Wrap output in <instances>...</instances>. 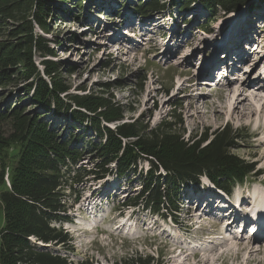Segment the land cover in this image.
Wrapping results in <instances>:
<instances>
[{
    "label": "rangeland",
    "instance_id": "1",
    "mask_svg": "<svg viewBox=\"0 0 264 264\" xmlns=\"http://www.w3.org/2000/svg\"><path fill=\"white\" fill-rule=\"evenodd\" d=\"M41 1L48 8L44 19L48 29L42 32L36 26L34 33L46 39L48 46L53 50L54 55L48 56L47 60L59 64L60 77L67 86H70L68 95H96L114 106H119L124 113V121L118 124L137 123L141 127L154 129L164 124L179 123L176 129L179 128L183 133V140L189 144L197 141L198 137L204 133L211 136L227 124L242 138L237 142V147L233 149L232 154L245 162L253 163L255 165L253 173L257 170L262 172V175L257 178H248L238 186L237 190L243 193L245 189H249L252 180L264 181V118L257 120L254 117L251 121L244 122L234 118V121H230L227 117L228 111L224 110L227 113L225 114L219 107L215 108V111L210 108L212 105L218 106L224 99L227 104L231 102L233 94L227 97L222 89L224 90L227 84L233 88L240 87L239 75H242L244 80L260 79L264 83V26L262 25L264 23V1L252 0L237 13L228 15L220 13L212 25H207L206 22L213 16L202 10L197 3L182 12L169 7L162 14L149 17L151 20L147 22H152L151 26L140 28L137 27V21L126 14L130 3L122 4L120 0H80L82 1L80 5L79 0ZM134 3L135 0L132 1V5ZM119 4H122L121 7ZM126 21L130 22L129 25L133 27L132 30L135 33H138L139 29L144 32L149 31L147 36H143V40L140 39L141 43L125 45L124 41L130 39V36H125ZM17 25L15 22H9L7 30L12 32ZM249 31L260 44V47H256L258 50L254 48L251 51L255 55L248 61L235 65V67L239 65V70H234L230 77L226 76L227 84L223 86L220 84L214 89L206 85L204 78L200 77L202 66H197L199 60H208L214 54V50L218 49L217 46L225 41L226 51L229 53L234 45H240L239 38ZM228 35L230 38L225 40L224 38ZM5 36L7 34L2 33L0 42L7 40ZM120 37L122 39L117 44L116 40ZM126 46L135 55L134 61L133 56L119 52L120 47L128 52ZM220 54L218 53V56ZM212 58L213 60L209 59V64L211 65L212 61L217 62L214 68L219 69L218 62L221 63L224 57L220 56L219 60ZM34 61L37 68L42 69L43 59L35 56ZM178 73L181 75L179 76ZM192 77L195 78L196 84L193 89L188 86L190 83L187 80ZM5 90L6 88H0V110L4 108L11 110L15 104L20 109H24V113L30 117L42 112L39 107L31 105L27 98L18 103L16 101L18 92ZM263 90L259 89L256 93L253 91L256 102H253L255 100L252 99L250 93L243 94L242 98L246 96L255 105L256 103L259 105L262 103L259 98L264 96ZM221 94L225 95L223 100ZM63 99L68 102L67 98L63 97ZM197 99L200 103L201 101L208 102L209 106H205V109L198 104L199 113H205V115L202 114V118L208 117L207 125L190 116L194 111L189 110V103ZM220 110L222 116L218 120L214 119L217 114H220ZM51 114L49 112L43 121L49 124L50 130H55L59 140H65L69 133L68 129H64L66 124L61 121V118L51 120L49 118ZM113 125L112 127H115ZM2 126L3 129L5 128L7 136L4 137L6 138L12 126L7 123ZM258 127L261 128L259 132H256ZM77 135L84 140L96 139L95 134L87 130L80 131ZM88 156L87 154L81 161V165L85 169H92L96 160L93 156ZM148 168L147 161L139 162L136 174L131 171L127 178H122L123 184L119 188L110 184L115 183L114 178L107 179L108 174H114V170L112 171L109 167L108 171L112 173H105L103 178L98 180L91 176L73 185V189L66 190L68 216L73 222L65 224L63 229L68 231L72 243H70L69 252L61 250L62 255L67 256L73 262L88 259L93 264H119V261L136 254L158 256L163 264H245L246 255L244 254L248 252L247 249L237 247L233 253V245L230 243L227 244L228 246L221 245L224 242L222 239L212 241L206 238L205 233L209 230L206 229L208 226H205L204 222L209 223L213 220L212 217L204 214L203 216H207V219L197 221L203 217L197 216L202 207L200 208L201 205L196 202L197 198L192 199L191 197H196L204 189L214 192L205 181H200L198 186L191 185L183 192L185 196L182 200L188 197L189 202L186 201L185 204L189 206L179 205L178 211L174 212L178 218V228L174 224L169 227V218L163 219L152 215L143 210L140 205L127 206L135 196L140 194L141 182L138 174L144 173ZM5 183L8 186L6 176ZM259 184L263 185L262 182ZM109 188H111L110 191ZM253 189L255 193L259 191V194L255 196L264 198V193L260 192L261 188L260 190L258 187ZM108 192L109 197L107 198ZM251 193H253L252 190ZM240 198H245L247 201L245 204L248 203L249 197L245 194L240 195ZM97 221H103L99 223L102 231H91L92 224ZM215 221H212V226ZM198 225L199 229L196 227ZM229 226L236 227V229L232 230V233L227 231V238L235 237L239 240L243 238L245 242H249L244 238L249 231L248 228H242L238 222ZM159 227L168 230V234L173 233L174 239L170 236H160ZM180 230L186 234L180 235ZM209 232L212 233V231ZM214 232L211 235L215 236L218 228ZM182 237L183 239L184 237L190 238L192 241L199 238L203 246L202 250L193 257L192 255L187 257V253L193 250L190 245L183 242ZM255 239L258 240L259 237L256 236ZM218 242H221V246L217 247ZM253 243L255 245L249 250H254L257 255L255 254L256 257L249 260L248 264H264V238L261 237ZM228 248L232 250L220 254L221 249L224 251Z\"/></svg>",
    "mask_w": 264,
    "mask_h": 264
},
{
    "label": "trees",
    "instance_id": "2",
    "mask_svg": "<svg viewBox=\"0 0 264 264\" xmlns=\"http://www.w3.org/2000/svg\"><path fill=\"white\" fill-rule=\"evenodd\" d=\"M120 1L130 3L128 11L141 18L169 7L186 11L197 3L213 16L206 22L212 25L218 14L237 12L252 0H135L134 5L133 0ZM47 12L40 0H0V36L7 34L0 42V88L18 92V103L27 98L42 110L34 117L15 104L11 110H0V264H93L88 259L73 262L61 253L71 249V238L62 227L70 222L65 192L88 177L99 180L114 170L109 177L127 178L131 171L136 174L139 162L147 161L149 168L138 174L140 194L128 205L140 203L158 213L162 208L176 211L183 186L203 176L228 192L255 174L253 163L232 154L242 138L227 124L189 144L176 129L179 123L154 129L118 124L124 121L119 106L96 95H68L70 86L60 77L59 64L47 60L53 50L34 33L36 26L47 31ZM11 21L18 25L9 32ZM35 56L43 59L40 70ZM49 112L51 120L61 118L66 124L65 140L43 121ZM4 123L12 126L6 138ZM84 130L96 139L77 135ZM87 154L96 160L92 169L81 165ZM119 264L163 263L158 256L136 254Z\"/></svg>",
    "mask_w": 264,
    "mask_h": 264
},
{
    "label": "bare ground",
    "instance_id": "3",
    "mask_svg": "<svg viewBox=\"0 0 264 264\" xmlns=\"http://www.w3.org/2000/svg\"><path fill=\"white\" fill-rule=\"evenodd\" d=\"M149 22V21H148ZM155 25V24H154ZM244 25V24H243ZM154 27V26H153ZM224 27V26H223ZM243 27V26H242ZM222 28V27H221ZM157 29V28H156ZM242 29V28H241ZM240 29V30H241ZM239 30V31H240ZM127 31V29L125 30V32ZM239 33V32H238ZM236 35V34H235ZM230 38V35H228V37L227 38H224L225 40H228ZM117 39H119V38H117ZM117 41V44H119V42H120V39L119 40H116ZM251 42V41H250ZM180 46H182V45H180ZM207 46V45H206ZM127 47V46H126ZM128 48V47H127ZM125 49V48H124ZM118 50H119V52L120 53H122L123 55H130V56H133L132 57V60L134 61L135 60V55L134 54H132V52H130L129 51V48H128V52L127 51H125V50H123V48L122 47H120V48H118ZM214 51H216V50H214ZM247 55L246 54H239V56L238 57H240V61H242V60H248L249 59V56L248 57H246ZM209 59H212L213 60V58L212 57H210ZM187 60V59H186ZM185 60V61H186ZM209 61V60H208ZM182 63V62H181ZM184 63V62H183ZM215 63H217V62H211V64L213 65V66H215L216 64ZM236 69H234V70H239L238 68H239V65L238 66H236L235 67ZM240 68H242V67H240ZM220 69V68H219ZM219 69H217L216 71H219ZM241 70V69H240ZM180 71H182V70H180ZM179 72V71H178ZM241 72V71H240ZM182 73H184L183 71H182ZM179 74V73H178ZM223 74L225 75V72H223ZM181 75V73L179 74V76ZM227 76V75H226ZM226 76H224L225 78H226ZM238 78H240L241 80L239 81V84H241L240 85V87H238V88H233V87H230V85L229 84H227L226 82H225V79L223 80V82L221 83V85L223 86L224 84H227V85H225V89L223 90L222 89V91H224V94L225 95H227V97H228V95L229 94H233V97H232V100H231V102L230 103H225V99H224V97H225V95H223V94H221L222 95V100L224 99V101H221L220 102V106L218 105V106H214V105H212V107H210V108H213V110L215 109V108H217V107H219V108H221V110L222 111H224V110H226V111H228V114L229 115H227V117H229L230 118V121H234V118L236 119V120H238V121H251L252 120V118H254V117H256V119L258 120V119H260V118H264V96H261L260 98H259V101L260 102H262L261 104H257L256 103V105L253 103V102H256V100H255V96H253V91H255V93H256V91H258L259 89H264V83H262L261 82V80L260 79H255V80H252V81H248V80H244V77L242 76V75H239V77ZM243 78V79H242ZM248 79V78H247ZM188 80V82L190 83V85H188V86H190V88L191 89H193V88H195V86H196V84H195V78L193 79V77L192 78H188L187 79ZM226 80H227V78H226ZM248 83V84H247ZM217 87V86H216ZM221 90V89H220ZM264 91V90H263ZM245 93H250L251 94V97H252V99H254L255 101H250L249 99H247V97L245 96V98H242V95L243 94H245ZM254 93V94H255ZM244 96V95H243ZM257 99V98H256ZM249 103V104H248ZM198 104L200 105V106H203L204 107V109H205V106H207L208 105V102L207 101H201V103H200V101L197 99V100H193L192 102H190L189 103V106H188V108H189V110L190 109H192L194 112L193 113H191L190 114V116L191 117H194L195 118V120L196 119H199L201 122H202V124H205V125H207L208 123H207V121H206V119L208 120V117L207 116H205V119H203L202 118V114H204L205 115V113L203 112L202 114H200L199 113V111H198V109H200V108H198ZM211 104H212V102H211ZM255 105L256 106V108H254L253 107V105ZM216 105V104H215ZM209 106V105H208ZM216 110V109H215ZM214 110V111H215ZM221 110H220V114H217L216 115V117H214V119H216V120H218L219 119V117H221L222 116V113H221ZM208 111V110H207ZM213 111V112H214ZM211 112V111H210ZM215 113V112H214ZM224 113H225V111H224ZM209 114V113H208ZM225 114H227V113H225ZM215 116V115H214ZM226 117V118H227ZM224 118V117H223ZM189 119H191V118H189ZM199 120H196V121H199ZM254 120V119H253ZM211 122V121H210ZM252 123V122H251ZM261 128V127H260ZM260 128L258 127L257 129H256V132H259V130H260ZM264 131V130H263ZM260 135V134H259ZM264 145V144H263ZM109 178V176L107 177V179ZM112 178H114L115 179V183H110V184H112V186H117V188H119V186L120 185H122L123 184V181L121 180V179H119L118 177H115V176H112ZM261 185V184H260ZM257 194H259V192H257V193H254V196L255 195H257ZM246 195V194H245ZM247 196V195H246ZM247 197H249V196H247ZM246 198V197H245ZM243 199V198H240V196L238 197V199L239 200H241V202H243V203H245V202H247L246 201V199ZM256 198H257V200H256V203L255 204H257V206L260 208V209H262V208H264V198L262 197V196H256ZM186 201H188V197L186 198V200L184 201V202H182L183 204H185V202ZM202 201L203 200H201V203H202ZM189 202V201H188ZM196 202L198 203V205H201V203H200V201H199V198H197V200H196ZM200 203V204H199ZM208 211L210 212L211 211V209H208ZM258 216H259V218L261 219L264 215H262V214H258ZM207 216H203V217H200L197 221H203L204 220V218L205 219H207L206 218ZM211 217V216H210ZM236 218H238V216L237 217H235V219L234 220H236ZM234 220H233V222H234ZM224 220L222 219V217H219L218 218V220L215 222V223H213V226H212V233L214 232V230H216L217 228L219 229V225H220V223L221 222H223ZM248 225V223H247V221H246V224H245V226H247ZM199 226V225H198ZM244 226V227H245ZM211 233V234H212ZM215 233V232H214ZM242 236V235H241ZM255 236L256 235H253L252 237H250V239H251V241H250V239H248V238H246V237H244V238H246V239H248L249 240V242H245L246 240H243V238L241 239V240H239V239H237V238H235V237H232V238H226V239H224V242L221 244V245H227L228 243H230L231 245H233V253H235V249L237 248V247H241V248H245V249H247L248 250V252L246 253V254H244V255H246V258H245V264H248V262H249V260H251L252 258H255L256 256H255V254H256V252H254V250L253 251H251V250H249V249H251L252 248V246L253 245H255L253 242H257V240L255 239ZM223 239V238H222ZM233 241H234V243H233ZM185 243V242H184ZM220 243L221 242H218L217 244L218 245H216L217 247L218 246H221L220 245ZM186 244L187 245H190L191 244V241H190V243H188L187 241H186ZM228 246V245H227ZM205 249V248H204ZM203 249V250H204ZM208 248H206V250H207ZM219 249V248H218ZM261 249V248H260ZM227 251H229L230 249L228 248V249H226ZM230 250V251H231ZM214 251V250H213ZM213 251H211V252H213ZM246 251V250H245ZM258 252V251H257ZM221 254V253H220ZM257 255V254H256ZM187 257H191V256H187ZM193 257V256H192ZM243 258H244V256H243Z\"/></svg>",
    "mask_w": 264,
    "mask_h": 264
},
{
    "label": "water",
    "instance_id": "4",
    "mask_svg": "<svg viewBox=\"0 0 264 264\" xmlns=\"http://www.w3.org/2000/svg\"><path fill=\"white\" fill-rule=\"evenodd\" d=\"M42 246L49 247L48 245H42Z\"/></svg>",
    "mask_w": 264,
    "mask_h": 264
}]
</instances>
